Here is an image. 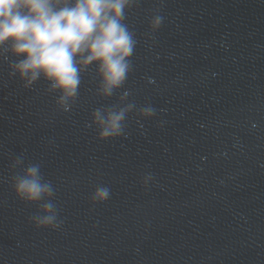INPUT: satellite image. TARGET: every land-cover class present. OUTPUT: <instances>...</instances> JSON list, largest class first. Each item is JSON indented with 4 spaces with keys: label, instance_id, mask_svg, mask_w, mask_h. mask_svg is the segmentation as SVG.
<instances>
[{
    "label": "water",
    "instance_id": "1",
    "mask_svg": "<svg viewBox=\"0 0 264 264\" xmlns=\"http://www.w3.org/2000/svg\"><path fill=\"white\" fill-rule=\"evenodd\" d=\"M124 23L126 81L103 97L90 65L67 112L0 50V264H264V0H136ZM128 104L124 135L99 139L93 110ZM19 155L52 183L59 228L15 195Z\"/></svg>",
    "mask_w": 264,
    "mask_h": 264
},
{
    "label": "clouds",
    "instance_id": "2",
    "mask_svg": "<svg viewBox=\"0 0 264 264\" xmlns=\"http://www.w3.org/2000/svg\"><path fill=\"white\" fill-rule=\"evenodd\" d=\"M136 0H0V50L18 59L10 64L25 87L43 78L48 91L58 92L56 103L70 111L81 85L82 73L96 65L99 83L96 91L110 97L121 88L132 70L131 57L137 44L125 21L126 9ZM163 17L150 21L152 31ZM126 95V93H125ZM124 97L122 96L121 99ZM134 106L99 107L91 113L98 138L107 140L124 135L125 119ZM154 109L142 107L140 115L151 117ZM11 167L21 168L11 177L15 195L28 203H38L39 211L30 217L36 227L57 229L62 224L54 203L55 189L45 180L39 163L25 165L22 155ZM110 189L97 186L91 199L102 202Z\"/></svg>",
    "mask_w": 264,
    "mask_h": 264
}]
</instances>
